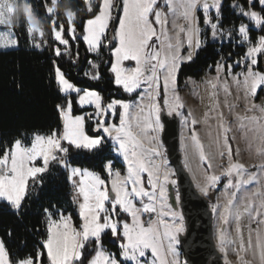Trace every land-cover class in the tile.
<instances>
[{
    "label": "snow or ice",
    "instance_id": "snow-or-ice-1",
    "mask_svg": "<svg viewBox=\"0 0 264 264\" xmlns=\"http://www.w3.org/2000/svg\"><path fill=\"white\" fill-rule=\"evenodd\" d=\"M83 3L91 17L79 25L82 31L77 33V10L66 5L65 22L58 24L52 18L59 5L57 0H50L45 11L51 19L54 42L69 54L70 41H82L89 53L99 54L101 49L109 48V71L114 84L130 96L136 93L139 99H110L105 103L99 92L78 87L58 65L55 67L58 91L64 94V102L56 105L61 124L47 133L25 134L0 146V201L20 213L25 199L37 185H43L44 174L56 165L68 173L76 219L55 205L44 208L45 238L31 252L26 251V245L22 247V255L10 253L0 239V264H181L177 246L179 234L185 231L184 217L169 203L168 185L175 181L170 179L172 173L155 135L165 111L169 116L181 117L189 129V144L184 147H191L202 169L204 183L197 185L200 192L208 195L210 189L226 181L225 203L212 208L221 221L218 243L225 264H231L227 259L229 246L237 255V264H264V163L253 165L258 169L254 171L240 161L239 146L234 143L231 123L223 111L227 108L234 117L249 149L252 139L259 141L256 151L264 156V98L255 103L264 93V0H244L243 4L233 0V12L249 23L241 19L238 26L233 24L231 28L223 25V0ZM257 4L260 11L255 10ZM18 6V0H0V25H13ZM24 6L27 32L33 38L36 32L43 37L31 5ZM113 21L116 24L109 39ZM201 22L205 28H201ZM254 30H259L258 37L252 35ZM206 33L213 41L226 37L243 51L237 54L238 59L233 60L229 53L211 66L215 75L202 81L210 103L198 120L190 110L185 112L178 75L182 64L192 62L205 44L201 37ZM16 46L18 41L10 36L0 38V47ZM54 53L57 57L65 54L60 47ZM76 55L78 58V51ZM125 62H132V66L126 67ZM92 68L93 72L85 75L99 80V65L92 64ZM233 87L237 93L233 99L244 102L243 114L235 111L238 105L230 99ZM74 103L81 109L91 105L94 111L74 115ZM117 117L118 123L109 122V118ZM210 120L216 121V134L213 137L209 131L210 143L206 147L196 127L204 123L210 128ZM89 121L94 124L89 125ZM86 127H91L95 135L89 134ZM106 141H111L114 152L122 157L124 174L114 170L111 161L103 164L106 176L72 166L70 149L98 152ZM217 158L223 161L218 165L219 174L213 166ZM249 185L256 187L253 190ZM242 190L245 195H238ZM145 215L148 219H144ZM244 218L249 221L246 238L241 227ZM233 224L234 237L228 231ZM106 236L112 237L107 243L118 242V251L105 247Z\"/></svg>",
    "mask_w": 264,
    "mask_h": 264
},
{
    "label": "trees",
    "instance_id": "trees-1",
    "mask_svg": "<svg viewBox=\"0 0 264 264\" xmlns=\"http://www.w3.org/2000/svg\"><path fill=\"white\" fill-rule=\"evenodd\" d=\"M20 3L30 4L34 16L43 30V37L40 38V46L30 44L23 16L16 18L18 25L13 26V33L18 46L15 49L0 50V146L11 142L16 138H23L25 134L30 136L33 132L47 133L61 124L56 105L64 102V96L58 91L55 80V67L58 65L71 82L82 89L96 90L103 97L105 103L110 99H137L136 93L131 96L114 84V76L109 71L112 60L109 48L101 49L99 54L92 55L86 50L82 41H70V54L64 46L54 42L51 35V19L45 9L50 6V0H19ZM118 2V0H117ZM244 3V0H239ZM233 0H223L222 14L223 25L231 28L233 24L238 26L241 17L233 12L230 5ZM57 23L65 22V6L70 5L77 10L76 19L77 33L82 31L79 25L86 22L91 14L87 11L83 0H59ZM260 11L259 4L255 9ZM200 15V14H199ZM244 22V19H243ZM112 24L108 37L111 39ZM201 28L203 23L201 22ZM253 36L258 37L260 32L253 31ZM60 47L64 55L57 57L54 49ZM79 53L78 58L76 53ZM243 49L234 43H222L206 41L192 62L184 63L178 75V87H181L186 79L199 80L205 71H212L211 67L221 56L232 55V59H238V53ZM55 62V63H54ZM99 65L101 78L90 79L88 73L90 63ZM231 62V61H229ZM127 63V62H126ZM125 63V64H126ZM263 67V65H261ZM236 71H239L236 69ZM75 97V95H73ZM263 93L257 97L260 101ZM85 111L93 112V109H81L74 103V115L83 114ZM118 117L113 121L116 123ZM94 124L93 121L88 122ZM91 135V127H86ZM69 161L72 166L88 169L101 173L103 164L111 161L114 169L122 170L123 164L113 154V147L110 141H106L97 152L87 150L70 149ZM68 173L56 165L50 166V171L43 176V185H37L31 194L25 199L20 213H16L7 203L0 202V239H3L10 253H19L20 249L27 246L26 251L31 252L34 246H38L45 238V217L43 209L55 205L61 208L65 214H72L76 219L75 205L67 197L69 189ZM11 232L9 236L8 233ZM111 236L105 237V247L110 251H118L117 245L109 244ZM46 264V261H45Z\"/></svg>",
    "mask_w": 264,
    "mask_h": 264
},
{
    "label": "rangeland",
    "instance_id": "rangeland-1",
    "mask_svg": "<svg viewBox=\"0 0 264 264\" xmlns=\"http://www.w3.org/2000/svg\"><path fill=\"white\" fill-rule=\"evenodd\" d=\"M58 1L59 0H57V2ZM20 2L21 1L18 0V5L19 6L15 9L13 25H8V26L0 25V38H2L3 40L8 39L9 36L12 39L16 40L15 35L13 33V26L14 25H18V22H16V18L18 19V17L23 16L24 21H25V14H24V7H25L24 5L25 4L20 3ZM259 7H261V6L259 5ZM199 14L202 15V13L198 12V15ZM236 14L238 15V13H236ZM113 15L115 16L116 12H114ZM169 19L171 21L172 18L170 17ZM243 19H244V23H249L247 18H243ZM113 23H114V21H113ZM177 23H183V21L182 20H177ZM25 24H26V22H25ZM112 24H110V26H109V31H111ZM26 26L28 27L27 24H26ZM38 26L41 28V25L39 23H38ZM202 28H205V26L203 25ZM254 31L255 32H259V30H254ZM28 38H29V41H30L31 45H33V46L36 45V44L40 45L41 35L39 34V32L35 33L34 38H33L32 34L28 33ZM201 39L204 40L205 42L206 41L217 42L219 44L229 42V40L226 37L217 38L216 41H213L212 38H211L210 33H206L205 35H202ZM234 44L237 45L236 43H234ZM16 47H0V50L15 49ZM186 51H187V49H184L183 54H186ZM90 54L96 55L97 53H90ZM194 58H195V56H194ZM92 64H95V63L94 62L90 63V68L88 70V73L93 72ZM125 66L126 67L127 66H132V62H127L125 64ZM238 70L240 71L239 68H238ZM214 75H215L214 69L212 71H205L203 76L199 80H194V79L189 78V79H186L183 82L181 87H178L179 88V94L183 98V100L185 102V105H186L185 112L190 110L192 112V114L198 120L202 119L203 114L208 110V105L210 103L209 99H208V92L205 90V87H204V84L202 83V81L205 80V78L211 77V76H214ZM232 93H233V97L230 98V99H233L237 95L236 90H235L234 87L232 89ZM62 95L64 96V94H62ZM72 95H75V93H73ZM263 97H264V93H263ZM138 99H139V97H137L136 100H138ZM220 100H221V105H223V94H221ZM233 102L238 105L237 108L235 109V111L240 113V114H243L244 113V102H243V100H234L233 99ZM255 103L259 104L260 101H256L255 100ZM85 108H90V109L94 110L93 106H91V105H87V106H85ZM223 111H224L225 118L231 123V127H232L231 135H234L235 138H236L234 143H235V145L239 146V149H240L239 159H240V161L242 163H244L246 166H248L250 168V170H254V171L258 170V169L252 168V166L264 163V156L258 155L257 151H256L257 147L259 146V141L255 140V139H252L251 140L252 147H251V149H249L248 144L243 139H241V135L242 134L238 130V124L235 122L234 117L229 114L227 108H224ZM133 112H135V109H133ZM179 120H180V138H179L180 139V152H181V155H182V163H183L184 169L189 174V176H190V178H191L196 190L198 191V193L201 194L202 196H204L205 198H207L208 195L202 194L200 192L199 188L197 187L198 184H203L204 183L202 169L198 166L197 157L194 155V153L191 150L190 146L187 148V150L184 147V145H188L189 144V136H190L189 129L187 127H185V125L182 123L181 117H179ZM109 122L110 123L114 122L113 118H109ZM118 122H119V120H117L116 123H118ZM93 123H94V121H93ZM209 124L211 125L210 128H209V126L205 125L204 123H201V124L197 125V127H196V130L199 133V136H200L201 140L203 141V143L205 144L206 147H208V145L210 143L209 135H208L209 131H211L213 137L216 134V121L215 120H210ZM161 130H162V125H161L160 130L157 133H155V135L158 137V142H159V145H160V151H161V153L163 155V158L166 159L165 151H164V148H163V146L161 144V141H160ZM250 139H251V134H250ZM111 145H112V142H111ZM212 151H215L214 147L212 148ZM113 154L118 159H120L121 163L123 164V169L119 170V171L122 174H124L125 173V164L123 162L122 157H119L114 152V150H113ZM221 163H223V161H220L218 158L213 161V166H214V169L217 172V174H219V172H220V168L218 167V165L221 164ZM167 168L172 173V175L170 176V179L175 181V184H169V185L172 186V189H173V191H174V193H175V195L177 197L176 177H175L174 170L169 165V163H167ZM114 170H118V169H114ZM225 182L226 181H222L215 189H210L209 190V193H215V202L210 204V210L213 213V219H214L215 224H216L215 225V235L214 236L217 239H218V231H219V229L221 227V221L219 219L218 212L214 213L212 211V208H213V205H223L225 203L224 197H223V190H224V183ZM255 187H256V185H249L248 186V188L253 189V190L255 189ZM238 195L243 196V195H245V193L242 190L241 193H239ZM0 202H2V201H0ZM175 211L180 213L179 210H175ZM153 218H155V217L153 216ZM144 219H148V216L145 215ZM248 224H249V221L247 220V218H244V220L242 221L241 227H242V231H243V234H244L245 238L247 237ZM251 226L255 227L256 225L252 224ZM228 229H229V233H231L232 236L234 237V235H235V225L233 224L231 226H228ZM180 234H183V232L180 233ZM177 252L179 254V260L181 261V264H185L179 246H177ZM234 257H235V261L232 262V263L233 264H237V255H236V253H235ZM248 259H251L250 255L248 256ZM254 264H258V262H254Z\"/></svg>",
    "mask_w": 264,
    "mask_h": 264
},
{
    "label": "water",
    "instance_id": "water-1",
    "mask_svg": "<svg viewBox=\"0 0 264 264\" xmlns=\"http://www.w3.org/2000/svg\"><path fill=\"white\" fill-rule=\"evenodd\" d=\"M161 125L160 141L166 160L174 170L179 196L177 200L172 186L169 185V203L184 217L185 231L179 235L178 245L184 262L185 264H224L214 242L213 213L210 204L215 202V193H209L207 198L199 194L184 169L180 152L179 117L169 116L166 111L162 112Z\"/></svg>",
    "mask_w": 264,
    "mask_h": 264
},
{
    "label": "crops",
    "instance_id": "crops-1",
    "mask_svg": "<svg viewBox=\"0 0 264 264\" xmlns=\"http://www.w3.org/2000/svg\"><path fill=\"white\" fill-rule=\"evenodd\" d=\"M215 225H216V224H215V221H214V219H213L214 235H215ZM228 231H229V229H228ZM214 242H215V245H216L217 250H218L219 253L222 255V259H223V262H224V264H225L224 254L220 252L218 239L215 238V236H214ZM234 256H235V252L232 250V247L229 246V251H228V254H227V259L231 262V264H233L232 262L235 261V257H234ZM247 258H248V257H247Z\"/></svg>",
    "mask_w": 264,
    "mask_h": 264
},
{
    "label": "built area",
    "instance_id": "built-area-1",
    "mask_svg": "<svg viewBox=\"0 0 264 264\" xmlns=\"http://www.w3.org/2000/svg\"><path fill=\"white\" fill-rule=\"evenodd\" d=\"M72 195H73V190H72V185L71 183L69 182V189L67 191V197L72 200Z\"/></svg>",
    "mask_w": 264,
    "mask_h": 264
}]
</instances>
